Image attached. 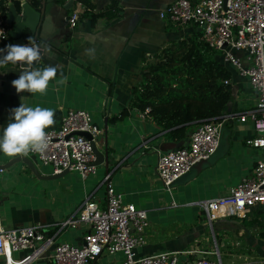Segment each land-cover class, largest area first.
<instances>
[{"label": "crops", "instance_id": "obj_1", "mask_svg": "<svg viewBox=\"0 0 264 264\" xmlns=\"http://www.w3.org/2000/svg\"><path fill=\"white\" fill-rule=\"evenodd\" d=\"M145 1H148L147 5H145ZM145 1L137 4L136 0H118V10L112 17L101 15L92 23L89 15L84 12L85 6L79 1L74 0L68 9H64L63 4L66 0H44V5L40 0L39 6L33 7L38 10L42 6L44 8V13L39 19L36 29L37 38L48 41L51 46H45L42 51V59L33 67L59 66L57 77L56 80L50 82L45 94L17 93L11 81L19 77L21 67L11 64L0 67V135H2L3 128L12 122L10 109L18 107L20 104L30 107H45L60 114L68 108L75 107L91 109L96 112L104 109V147L108 148L110 156L120 155L118 165L112 170L109 167V159L107 164L102 162L106 167L105 173L110 171L112 177L115 169L124 167L129 170L116 174L114 180L119 176L121 179L129 176L141 187L147 184L146 181L150 183L151 187L154 186L157 182L155 177H149V179L144 177L146 173L151 174L148 167L143 164L145 154L149 152L157 155L158 150L165 151L174 147L167 138L166 131L149 115L141 117L138 109L128 108L130 89L140 79L143 55L151 57L153 53L172 41L189 35L195 27L190 23L170 26L159 17V9L173 0ZM110 2L111 0H92V6L87 10L91 13L103 11ZM73 9L78 10L79 17L75 25L71 27L66 21V16ZM22 36L27 39L29 36L32 37L28 27H24ZM86 49H93V54L86 55ZM61 72L65 79L64 84L57 83L61 79ZM231 82L235 86V96L231 103V110L229 109L225 114L231 113L234 118L224 122L218 148L212 156L196 166L194 165L192 169L190 168L174 185L179 195L183 188L187 195L188 187L194 182L197 185L195 192L200 199L201 197L208 199L228 194L235 186L237 177L249 173L254 165L257 148L245 142L246 138L255 134L253 124L249 119L240 121L238 118L247 113L254 103V91L250 88L247 78L235 71L232 72ZM238 94L239 100L236 98ZM125 107L127 111L121 113ZM196 124H191L190 129L193 130ZM122 129L127 130V133L118 134V131ZM188 137L189 135L184 139L185 142ZM131 157L133 161L129 162ZM11 158L13 157L0 153V163H6ZM18 163L23 164L25 173L29 171L30 175L37 177L23 162ZM2 172L4 173V170ZM233 175H236V178H232ZM2 180L4 185L1 190H6L0 193V216L2 224L5 226H21L39 222L48 231L56 233L59 230L60 222L66 216L74 214L84 200L82 198L76 202L74 197L69 196L67 199L70 201L67 207L70 213L64 214L63 209L58 208V212L62 215L56 216L49 210L42 211L23 205L19 197L8 191L14 180L11 178ZM115 187L121 194L126 190L118 182ZM172 188L168 190L171 192ZM71 192L74 195V190H71L70 194ZM84 193L101 205L105 202L106 195H95L96 189L89 194L87 189H84ZM126 193L128 196L129 192L126 191ZM201 221L203 222L202 218ZM216 221L218 227L215 232L222 234L221 242H223V237L228 242L229 238L225 236L228 231H236L239 236L238 239H234L236 244L241 246L245 244L250 250H255L262 257L264 256L261 250L264 237L260 235L256 227L243 226L239 221L235 223L236 226L225 219ZM73 227L76 230L71 235L78 243L83 240L86 226ZM66 232H62L59 238L66 239ZM149 233V241L142 245V251L138 252L137 250L139 254L153 253L156 250L158 252L165 245L170 246L166 249L186 247L184 245L186 240L158 239L159 241L153 242L155 234L151 228ZM203 243L205 242L203 241ZM236 250L239 249L236 248ZM25 253L26 251H20L17 257H14V254L11 256L18 259ZM194 255L196 254L189 255V258L192 259ZM5 259V255L0 254V264H5ZM27 264H49V262L46 256H42Z\"/></svg>", "mask_w": 264, "mask_h": 264}, {"label": "built area", "instance_id": "obj_2", "mask_svg": "<svg viewBox=\"0 0 264 264\" xmlns=\"http://www.w3.org/2000/svg\"><path fill=\"white\" fill-rule=\"evenodd\" d=\"M158 14L170 26L190 23L200 27V39L209 48L220 50L222 62L247 78L254 91V103L247 113L238 117L240 121L249 119L253 124L255 134L245 142L257 148L254 165L249 173L241 176L230 193L197 202L203 222L213 231L215 220L235 216L240 223L256 208L264 214V0H173L161 7ZM78 17V10L73 9L66 21L73 27ZM0 30L7 38L9 26L1 16ZM6 38L0 37V43ZM236 98L239 100V94ZM149 110L147 106L138 113L145 117ZM232 118L234 115L228 113L204 119L195 125L186 144L158 150L155 172L167 189L194 163L207 159L216 151L221 128ZM79 131L88 132L90 137ZM46 132L48 148L43 154L30 153L28 156L50 164L53 173L76 170L85 179L96 172L93 146L104 149V133L87 109H66L60 125ZM3 169L0 167V173ZM102 183L106 185L104 204L86 196L76 212L60 222L56 233L48 231L39 222L5 226L0 216V254L5 255V264H27L42 256H46L49 264H101L98 262L104 250L109 253L122 251L125 259L119 264H225L220 257L223 242H217L215 231L212 232L214 249L198 241L190 247L139 254L137 247L145 245L150 236L147 211L137 208L133 202L124 201L122 194L112 186L110 171H106ZM79 225L86 226L80 242L71 243L59 238L69 226ZM16 250L26 253L16 259L11 256ZM195 253L202 255L189 258ZM209 254L216 255L217 261L209 258Z\"/></svg>", "mask_w": 264, "mask_h": 264}, {"label": "rangeland", "instance_id": "obj_3", "mask_svg": "<svg viewBox=\"0 0 264 264\" xmlns=\"http://www.w3.org/2000/svg\"><path fill=\"white\" fill-rule=\"evenodd\" d=\"M144 1L145 0H136L137 4L143 3ZM147 2L148 1H145V5H147ZM186 36L176 41H185ZM215 51L216 54L221 55L220 50ZM88 110L91 114L92 120L96 122L101 128H103L104 109L103 111L99 110V112L91 109ZM221 132L222 128L220 131V135ZM124 133H127V130L122 129L118 131V134L120 135ZM119 157L120 155H117V157L109 155L108 159L110 160V170L118 165ZM33 159L36 160L38 169L42 174L50 175L53 173V169L50 164H44L36 157H33ZM131 161H133L132 157L130 158L129 162ZM156 163L157 155L147 152L145 154L143 164L148 167L151 174L146 173L144 177L146 179H149V177H155L157 182L152 187L146 180L145 181L147 182V184L144 187H141L135 180L131 179V177L129 176L123 179H121V177L119 176L116 180H114L116 174L122 171L127 172L129 170L124 167L115 169L111 177V183L115 191L117 192L115 185L116 182H118L121 187L126 188V190L122 192L124 201L133 202L137 208H142L147 211V218L150 228L155 234L153 242L159 241L158 239H163L166 241L186 240L184 245L186 247H190L198 241H204L209 249H214L212 232L215 231V229H217L218 227L216 223L217 221L213 223V231L209 224H205L201 221L203 215L201 212V207L199 206V204H196V201L202 200L205 197H201V199L198 198L196 194L197 192H195V190H197L196 182L192 183L188 187L187 195H185L186 191H184V188L181 189V195H179L177 189L174 188V185L179 180L175 181L173 185H171V187L173 188L170 192L164 186L163 182L158 178L155 172ZM105 168V164H97L96 172L89 174L87 178H85V180H83L81 174L76 170H68L67 173L58 177L39 179L37 177H34L33 175H30L29 171L25 173L23 171L25 170L23 164L16 162L5 167L3 169L4 173H0V193L6 190H1V187L4 185L2 179L11 178L12 180H14V183L11 185L12 187H10L8 191H10L12 195L19 197V200L23 203V205L42 211L49 210L56 216L62 215L58 212V208L63 209L64 214H69L70 210L67 207V204L70 201L69 199H67L69 196H71L72 198L74 197L76 202H79L82 198H86L84 189H87L88 194L91 193L92 190L96 189L95 195H106V185L105 183L101 184L103 176L105 174ZM232 178H236V175H233ZM240 178L241 175L237 177V182ZM71 190H74V195L72 194V192V195L70 194ZM126 191L129 192L128 196ZM68 230L69 232H66ZM75 230L76 228L69 226L66 231H63V233L66 232V240H69L71 243H77L75 237L71 235ZM214 235L215 239L221 241L222 234L215 232ZM225 236L226 238H229V240L228 242H226L224 240L225 238L223 237V246L220 249V257L225 264H264V256L262 257L255 250H250V248L245 244H243V246H241L240 244H236V241H234V239H238L239 237L236 231H228L227 235ZM163 247L164 248L162 249L165 250L170 246L165 245ZM236 248H238L239 250L237 251ZM162 249H159L158 251H162ZM137 250L138 252H141L142 246H138ZM261 250L262 253H264V241L263 243H261ZM155 252H157V250ZM13 254L14 257H17L20 254V251L16 250ZM195 254L196 255H194L193 258L202 255L201 253ZM207 256L217 261L216 255L209 254ZM100 258L101 260L98 263L101 264H119L125 259V254L122 251L109 253L104 250Z\"/></svg>", "mask_w": 264, "mask_h": 264}, {"label": "trees", "instance_id": "obj_4", "mask_svg": "<svg viewBox=\"0 0 264 264\" xmlns=\"http://www.w3.org/2000/svg\"><path fill=\"white\" fill-rule=\"evenodd\" d=\"M76 1L85 6L84 12L92 23L101 15L112 17L118 10V0H111L105 10L97 13L87 10L91 8L92 0ZM14 2L19 8L20 1ZM30 3L38 7L40 0H30ZM6 10L7 0H0V16L4 19ZM200 35L195 27L185 41H172L151 57L143 55L140 79L130 89L128 108L143 110L149 106L148 115L166 131L174 148L186 144L184 139L190 135L191 124L227 113L233 102L235 86L231 81L224 82L232 78L233 69L222 62L216 51L200 39ZM10 41L8 34L0 47ZM125 111L126 107L121 113ZM61 115L55 113V124L48 129L60 125ZM254 210L243 217L240 224L256 227L264 237V214L258 208ZM224 219L234 226L238 222L235 216Z\"/></svg>", "mask_w": 264, "mask_h": 264}, {"label": "clouds", "instance_id": "obj_5", "mask_svg": "<svg viewBox=\"0 0 264 264\" xmlns=\"http://www.w3.org/2000/svg\"><path fill=\"white\" fill-rule=\"evenodd\" d=\"M0 37L6 38L3 30H0ZM0 52H6L0 57V67L11 64L19 65L22 69L19 77L11 81L17 93L45 94L50 82L56 80L59 66L33 67L42 59V54L41 46L36 44L32 37H28L27 45L8 44L0 49ZM93 52V49L85 50L86 55L91 56ZM57 83H65L62 72ZM10 112L12 122L3 128L0 135V153L8 157H26L30 153L43 154L49 143L46 129L55 124L54 111L45 107L20 104L10 109Z\"/></svg>", "mask_w": 264, "mask_h": 264}, {"label": "water", "instance_id": "obj_6", "mask_svg": "<svg viewBox=\"0 0 264 264\" xmlns=\"http://www.w3.org/2000/svg\"><path fill=\"white\" fill-rule=\"evenodd\" d=\"M20 5L19 8L16 6L14 0H7V10H6V17L5 20L10 26L8 30V34L11 38V43L9 42L8 44H13V45H27L28 44V39L24 38L22 36V31L24 27H28L32 33V39L35 41L36 44L41 46V54L45 46H49V42L46 40H40L37 38V26L39 19L42 18V14L44 13V8L43 6L38 9H34L29 0H19ZM74 0H66V2L63 4L64 9H68ZM42 5H44V0H42ZM197 30H200V27H197ZM6 44V45H8ZM5 45V46H6ZM5 46H1L0 49L5 48ZM51 46V45H50ZM6 52H0V57H3ZM224 127H222L223 131ZM78 133L85 134L86 136L90 137V134L86 131H79ZM222 135V132H221ZM96 159L94 161L95 164L102 163L103 161L107 164L108 163V158H109V152L108 148L105 146L103 150L97 148L95 145L93 146ZM212 156V155H211ZM209 158V157H208ZM207 158V159H208ZM206 159V160H207ZM205 159H202L196 163H194L191 167V169L202 162ZM23 162L31 171L34 175H36L39 178H53V177H58L61 176L65 173L68 172L67 169L59 172V173H52L50 175L42 174L40 170L38 169V166L34 162V160L30 156H16L11 158L8 162L6 163H0V167L5 168L15 162ZM182 177H178L175 179L171 185L177 180H179Z\"/></svg>", "mask_w": 264, "mask_h": 264}]
</instances>
